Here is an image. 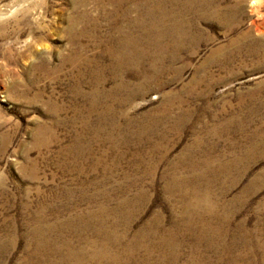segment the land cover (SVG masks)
<instances>
[{
    "label": "rangeland",
    "instance_id": "rangeland-1",
    "mask_svg": "<svg viewBox=\"0 0 264 264\" xmlns=\"http://www.w3.org/2000/svg\"><path fill=\"white\" fill-rule=\"evenodd\" d=\"M162 1L181 49L142 46L155 59H136L139 72L111 50L130 2L0 0V264L140 234L125 264H264V0ZM196 174L221 243L185 232V203L166 190Z\"/></svg>",
    "mask_w": 264,
    "mask_h": 264
},
{
    "label": "bare ground",
    "instance_id": "bare-ground-1",
    "mask_svg": "<svg viewBox=\"0 0 264 264\" xmlns=\"http://www.w3.org/2000/svg\"><path fill=\"white\" fill-rule=\"evenodd\" d=\"M106 1H111L109 3H112V4L114 3L117 6H120L118 4H122V3L125 4V2H130V4L128 3L129 5L128 6L126 5V7L121 6L120 8H117L118 16L121 19L127 20V23H126L127 25L121 26L117 29V31L119 33L118 34L119 37H117L118 40L115 39V47L113 49H111L113 51V53L118 52L120 55V59L116 60V65H114L115 67L119 66L122 68L123 67L127 68V66L129 65V67L134 66V68L137 69V71H139V72H141V70H143V71L145 69L147 70V68L144 67L142 62L136 61V59L144 60L146 58L151 57L150 59L154 60L155 54H149V53H146L144 50H141L142 46L143 47H150V46L156 47L158 52L160 50H164V48H165V51H169L170 58L172 60H175L177 58V52L181 49V45H182L181 39L179 37L181 35H183L182 34L183 30H181V24L178 22L176 15L174 13H169L164 9L165 6H163V3H162L164 1H162V0L161 1L159 0L158 2L156 0H142V2H138V0H106ZM172 1L176 2L177 0H172ZM191 1L193 2V0L188 1V4L185 6V8H188V7L190 8V5L192 4ZM180 8H181V6H180ZM142 9H144V10L142 11ZM182 11H185V10H182ZM144 18H146V19L148 18L149 24L145 23ZM167 21H169L168 25L164 24ZM166 36H173L172 39L170 40L169 44L168 43L164 44L162 42L163 37H166ZM151 67H155V65L152 64ZM152 76H154V75L151 74L149 79H151ZM172 173H174V172H172ZM198 176H199V174L194 175V177L192 176L193 178L192 177H188V178H186V177H173V178H170V180H172V181H170L171 183L167 185L166 190H167V192H169V191L171 192L172 190L179 191L180 192L179 196L183 199V201L185 203V205H184L185 206V213L188 215V219H189L187 222L188 223L187 226H185L183 228V230H185V232H187V230L191 229L193 224H195L194 229L197 228V231H198V234L196 235L197 239H198V243L203 241L208 234H213L215 236L213 240L217 239V241H220V243H221V241L223 240V237L225 235V231L224 230L219 231V229L218 230L216 228L214 229L212 226L213 222L218 221L217 215L212 210V208L210 207L211 205L207 204V196L205 195V193H201L202 191L201 192L199 191L200 186L199 187L197 186L198 180H196L198 178ZM191 181L194 182L193 186L189 185V182H191ZM191 186H192V188H190ZM123 205H124V203H123ZM209 215H210V220L207 218ZM49 227H52V226H49ZM177 227L182 228L180 226H177ZM140 235L142 236V234H140ZM140 235H136L135 245H133L132 247L127 246L125 248L122 245L121 239H119L118 237H116V238L114 237L115 239L114 238L111 239L109 237L108 239H109L110 243L102 244V245L88 240L85 242V245H86V248H87V246H89L91 248L92 253L89 256L88 255L87 256L82 255L86 252L85 251L86 248L85 249L81 248L80 250H75V249H73L74 248L73 244L66 240L67 241L66 245L69 248V251L65 255L61 256V261L53 263V264H62L63 262H64V264H100L102 261H105V260H108V262H110L109 264H125L127 261L126 259L132 260L135 257L134 255H135V252L138 249V247H141L140 243H139ZM100 237H101V235H100ZM161 238L163 239V241L166 242L165 244H166L167 249H168V259H170L171 261L177 260L180 257V252H179V248L176 249V247L173 246L174 242H177L175 235L166 233L165 237L161 236ZM113 240H115L114 242H116V243L117 242L121 243V245H122L121 252L114 253L111 251V246L114 245ZM215 241H214V243H215ZM212 244L213 243H209V246ZM39 247H40V245L38 246V248ZM53 249L54 248H52V250ZM147 251H148V253H149V251L152 252V249L147 247ZM53 253H55L54 255L56 256L57 254H59L61 252L57 248H55ZM43 257H44L43 259H46L45 256H43ZM163 260L166 261L167 259L163 258ZM199 260L200 259H191L189 262H190V264H199V263L201 264V260H200V262H199ZM46 261H47V259H46ZM49 262H50V260H49Z\"/></svg>",
    "mask_w": 264,
    "mask_h": 264
}]
</instances>
